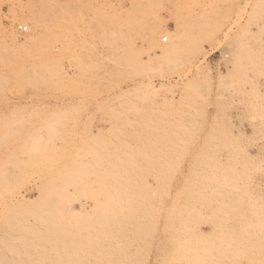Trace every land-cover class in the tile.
<instances>
[{
	"label": "rangeland",
	"instance_id": "374dc122",
	"mask_svg": "<svg viewBox=\"0 0 264 264\" xmlns=\"http://www.w3.org/2000/svg\"><path fill=\"white\" fill-rule=\"evenodd\" d=\"M0 202V264H264V0H0Z\"/></svg>",
	"mask_w": 264,
	"mask_h": 264
},
{
	"label": "bare ground",
	"instance_id": "6f19581e",
	"mask_svg": "<svg viewBox=\"0 0 264 264\" xmlns=\"http://www.w3.org/2000/svg\"><path fill=\"white\" fill-rule=\"evenodd\" d=\"M36 29V28H35ZM35 29H32L30 32H31V34L32 33H34L36 30ZM168 40V39H167ZM166 40V41H167ZM23 198V197H22ZM24 199V198H23ZM48 202V204H50V205H54V204H62L63 202H58V201H53V202H51L50 203V201H47ZM47 202H45V201H41V200H28V201H24V200H20V201H16L15 202V204H24V205H29V206H36V205H40V204H47ZM57 202V203H56ZM6 204H12V202H0V210L1 209H4L5 207H6ZM45 204V205H46ZM47 204V205H48ZM67 204H68V202H67ZM70 204V203H69ZM87 208H88V203H86V201L84 202H80V210L79 211H74L72 208H71V206H69V209H70V211L72 210V212H74V213H76V214H85L86 212H87ZM72 229V228H71ZM67 229H65V231H66ZM73 230V229H72ZM75 230V229H74ZM73 230V231H74ZM78 231V230H77ZM67 232H68V230H67ZM79 232H80V230H79ZM60 233H62V232H60ZM64 233V235H65V233L66 232H63ZM69 233H70V235L72 234V231H69ZM75 234V233H74ZM20 235V233L19 232H10V231H1L0 232V246H5V244H6V241H8V239L11 237V238H13V237H15V236H19ZM62 235V234H61ZM69 235V236H70ZM63 236V235H62ZM72 236H75V235H72ZM65 237H67L66 235H65ZM8 238V239H7ZM16 239V238H15ZM33 243H31V244H28V245H32ZM75 245V244H74ZM72 247H73V245H71ZM77 246V245H76ZM82 246V245H81ZM59 248V249H57L55 252H58V254H59V256H58V254L56 255V258H57V256H58V260L59 261H61V262H66V261H69V262H71L72 263V261H76V262H79V261H82V259L84 260H87L88 261V256H87V254L89 253L88 251L90 250V249H88V248H84L83 246L82 247H73V248ZM88 252V253H87ZM87 253V254H86ZM11 255L13 256V254H12V252H11ZM82 255H85V256H87V258H83V256ZM66 260V261H65ZM84 260V261H85ZM91 260V259H90ZM89 260V261H90ZM57 261V260H56ZM58 262V261H57Z\"/></svg>",
	"mask_w": 264,
	"mask_h": 264
},
{
	"label": "built area",
	"instance_id": "2783aa9c",
	"mask_svg": "<svg viewBox=\"0 0 264 264\" xmlns=\"http://www.w3.org/2000/svg\"><path fill=\"white\" fill-rule=\"evenodd\" d=\"M18 30L23 32V33H28V29L25 26H19ZM163 41L166 42V39H164Z\"/></svg>",
	"mask_w": 264,
	"mask_h": 264
}]
</instances>
